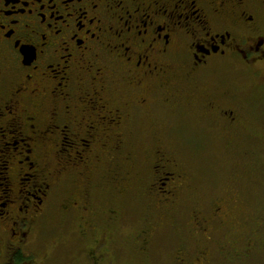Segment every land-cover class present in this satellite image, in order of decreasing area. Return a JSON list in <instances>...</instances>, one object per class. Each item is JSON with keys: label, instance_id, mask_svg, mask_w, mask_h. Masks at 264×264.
I'll return each instance as SVG.
<instances>
[{"label": "flooded vegetation", "instance_id": "af4514ba", "mask_svg": "<svg viewBox=\"0 0 264 264\" xmlns=\"http://www.w3.org/2000/svg\"><path fill=\"white\" fill-rule=\"evenodd\" d=\"M263 100L264 0H0V264H47L53 217L75 264H110L99 236L133 187L145 258L164 240L171 264L263 259ZM180 122L221 148L220 194L157 147L131 172L142 129L162 146Z\"/></svg>", "mask_w": 264, "mask_h": 264}, {"label": "rangeland", "instance_id": "374dc122", "mask_svg": "<svg viewBox=\"0 0 264 264\" xmlns=\"http://www.w3.org/2000/svg\"><path fill=\"white\" fill-rule=\"evenodd\" d=\"M261 108L256 113V117L264 120V106ZM177 127L180 133H170L167 142L162 146L157 144L152 137L145 138L150 130L148 128L142 129L144 141L138 147L139 152L136 154L138 158L134 155L131 159V163L136 168L131 172L136 174L138 183L141 185V180H145L146 176H150L152 162L154 161L153 155L155 147H157L161 152L166 151L177 164H180L185 169L184 173L190 174L196 192L204 195L216 192L213 196L220 194L218 189L224 186L225 181L230 178V174L226 170L228 161H223L221 148L215 147L213 143L209 142L208 134L206 136L208 138L204 139L200 131H197L189 122L177 123ZM191 143L195 144L191 145ZM262 151L264 152V147H262ZM251 184V187H253L258 183ZM133 188V193L125 201L124 215L125 220L128 219V223L124 226L118 225L117 236H113L105 227L107 233L99 236V238L103 236L101 239L98 238L102 242L100 253L110 255L106 256L107 262L110 264H171V256H168V252L164 249V247L167 248V245H164V240L158 243V252L162 256L158 262L156 259L153 261L142 256L139 246L135 244V237L139 236L138 233L144 226L143 219L147 215L145 207L138 208L137 205L150 204L151 202L139 200L135 194V187ZM258 190L263 194L264 199V180ZM129 214L133 215L134 218L131 219ZM58 223L57 218L53 217L46 225V233L40 242V253H42L40 261L44 260L47 253L50 254L47 264H75L80 259L77 253L78 246H74L72 242L68 241L70 233L63 235L68 241L67 248L61 247V244L57 245L58 237H60L58 234L61 233L60 230H57ZM216 264L219 263L216 262ZM251 264H264V258L256 257Z\"/></svg>", "mask_w": 264, "mask_h": 264}, {"label": "trees", "instance_id": "16d2710c", "mask_svg": "<svg viewBox=\"0 0 264 264\" xmlns=\"http://www.w3.org/2000/svg\"><path fill=\"white\" fill-rule=\"evenodd\" d=\"M201 133V132H200ZM202 134V133H201ZM203 135V134H202ZM195 143H191V145H194Z\"/></svg>", "mask_w": 264, "mask_h": 264}]
</instances>
